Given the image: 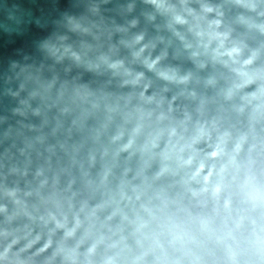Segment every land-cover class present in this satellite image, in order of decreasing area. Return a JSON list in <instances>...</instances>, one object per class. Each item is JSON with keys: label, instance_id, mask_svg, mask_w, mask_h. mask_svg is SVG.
<instances>
[{"label": "clouds", "instance_id": "obj_1", "mask_svg": "<svg viewBox=\"0 0 264 264\" xmlns=\"http://www.w3.org/2000/svg\"><path fill=\"white\" fill-rule=\"evenodd\" d=\"M0 264H264V0H0Z\"/></svg>", "mask_w": 264, "mask_h": 264}]
</instances>
